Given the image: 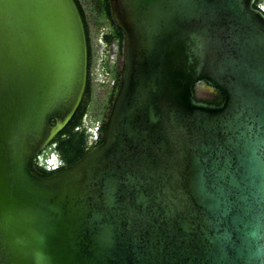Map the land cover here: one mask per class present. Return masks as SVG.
<instances>
[{"label":"water","instance_id":"1","mask_svg":"<svg viewBox=\"0 0 264 264\" xmlns=\"http://www.w3.org/2000/svg\"><path fill=\"white\" fill-rule=\"evenodd\" d=\"M257 1L108 0L123 67L102 141L40 176L87 91L86 28L76 0H0V264H264Z\"/></svg>","mask_w":264,"mask_h":264},{"label":"rangeland","instance_id":"2","mask_svg":"<svg viewBox=\"0 0 264 264\" xmlns=\"http://www.w3.org/2000/svg\"><path fill=\"white\" fill-rule=\"evenodd\" d=\"M78 1L86 17L94 51L91 74L92 102L85 124L89 131H99L110 113L115 91L119 87L123 67L122 48L117 43L111 46L105 43L103 37L109 20L99 12L96 0ZM198 97H205V94L199 92Z\"/></svg>","mask_w":264,"mask_h":264},{"label":"flooded vegetation","instance_id":"3","mask_svg":"<svg viewBox=\"0 0 264 264\" xmlns=\"http://www.w3.org/2000/svg\"><path fill=\"white\" fill-rule=\"evenodd\" d=\"M99 0H96V4H98ZM79 9L81 11L83 20H84V24H85V28H86V33H87V39H88V54H89V63H88V70H89V76H88V84H91V74H92V65H93V46H92V39H91V35H90V31L88 28V24L86 21V17L83 11V8L80 4V2L78 0H76ZM100 3L102 5L103 9H106V6H109L108 4V0H100ZM256 5V4H255ZM258 9H262L264 11V4L260 3L258 5ZM104 15V14H103ZM105 16V15H104ZM106 31L104 33V35L107 34H111L115 31L114 26L108 22V25L106 27ZM114 44V43H113ZM202 93L205 94V97L200 98L201 100H204L205 102H208L210 104L213 105H221L223 103V96L218 92V91H208L206 89H202ZM86 97V94H85ZM84 97V99H85ZM83 99V100H84ZM92 102V101H91ZM88 114V112H87ZM87 114L84 116V123H85V119ZM106 120H104L103 125L100 127L99 131H89V129L87 128L86 124L85 127L87 128V131L89 132V138H88V142H87V146L89 150L90 148H93L97 145H99L102 141V134L104 132V127L106 126ZM57 138V137H56ZM55 138V139H56ZM55 139L53 140V142L47 147V149L39 156L37 157L34 162H33V169L34 171L39 174L40 176H51L57 172H60L64 169H66L67 167L73 165L69 164L67 160H63L62 157L60 156V154L57 152L56 150V145H57V141H55ZM54 143V144H53ZM79 160V159H78ZM77 160V161H78ZM76 161V162H77Z\"/></svg>","mask_w":264,"mask_h":264},{"label":"trees","instance_id":"4","mask_svg":"<svg viewBox=\"0 0 264 264\" xmlns=\"http://www.w3.org/2000/svg\"><path fill=\"white\" fill-rule=\"evenodd\" d=\"M260 3L264 4V0H258L255 7L259 8L258 5ZM97 6L99 12L104 14L115 28L113 33L104 35L103 38L105 43L108 46H111L113 43H117L122 48L124 36L120 29L112 21L109 6H106V9H103L99 1ZM91 101L92 88L91 84L89 83L87 86L86 97L75 116L68 126L55 139V141L58 142L56 145L57 152L60 154L62 159L67 160L69 164H72L80 159L88 149L87 142L89 138V132L85 127L84 116L88 112Z\"/></svg>","mask_w":264,"mask_h":264}]
</instances>
